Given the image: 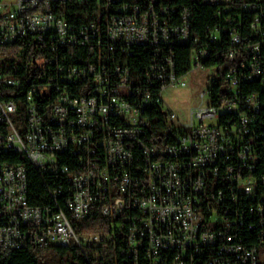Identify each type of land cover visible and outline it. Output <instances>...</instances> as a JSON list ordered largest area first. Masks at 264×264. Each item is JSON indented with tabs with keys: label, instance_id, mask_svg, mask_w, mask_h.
Returning a JSON list of instances; mask_svg holds the SVG:
<instances>
[{
	"label": "built area",
	"instance_id": "built-area-1",
	"mask_svg": "<svg viewBox=\"0 0 264 264\" xmlns=\"http://www.w3.org/2000/svg\"><path fill=\"white\" fill-rule=\"evenodd\" d=\"M175 1L0 0V156L26 158L52 199L30 204L25 164L0 161V249L120 237L121 264H264V0H193L216 7L204 43ZM205 68L182 120L164 93ZM93 209L110 231L78 230Z\"/></svg>",
	"mask_w": 264,
	"mask_h": 264
},
{
	"label": "trees",
	"instance_id": "trees-1",
	"mask_svg": "<svg viewBox=\"0 0 264 264\" xmlns=\"http://www.w3.org/2000/svg\"><path fill=\"white\" fill-rule=\"evenodd\" d=\"M179 5H186L191 12V23L194 34L200 38L201 42L206 41V26L213 25L215 19L213 14L216 11V7L206 4H201L199 1L193 0H176ZM192 46L179 45L175 49V60L177 73L179 75H186L190 70V53ZM138 57L136 59L141 63L145 62V59H149V51H145L143 48L136 49ZM137 61H135L137 63ZM217 62V63H215ZM222 61L213 59H207L204 61L205 67L217 64L221 65ZM128 64L133 65V59H130ZM223 68L217 69V80L210 86V91L216 98H222V83H223ZM252 90H259L257 84L249 85L245 88ZM151 116H157L158 124L156 129L162 132L165 126L161 122L162 112L160 110L152 109L150 111ZM20 161L25 164L27 175V197L28 201L32 205H47L52 203V199L48 193L44 181L42 180L39 172L29 163V161L18 155H5L0 156V161ZM48 178V175H45ZM49 183V182H48ZM79 231L83 232H98V231H110L108 219L102 217L95 209L91 210L88 217L78 226ZM116 236V235H115ZM120 238V237H119ZM108 242L106 244H89L84 247V250L78 248H69L62 246H54L51 248H20V249H0V264H121L119 255L120 239ZM110 249L106 252L103 247ZM51 257L49 258L48 256Z\"/></svg>",
	"mask_w": 264,
	"mask_h": 264
},
{
	"label": "rangeland",
	"instance_id": "rangeland-1",
	"mask_svg": "<svg viewBox=\"0 0 264 264\" xmlns=\"http://www.w3.org/2000/svg\"><path fill=\"white\" fill-rule=\"evenodd\" d=\"M211 74L212 70L210 68L194 69L185 77L187 84L185 87L175 88L164 93L165 101L177 113L180 119L187 120L189 118L190 108L201 103L200 93L207 91L210 85V79L208 78ZM207 100V96H205L202 101L206 104ZM168 105L165 107H168ZM103 248L105 252L107 250L110 251L106 246ZM262 251H264V247ZM48 257L50 258L51 255Z\"/></svg>",
	"mask_w": 264,
	"mask_h": 264
}]
</instances>
